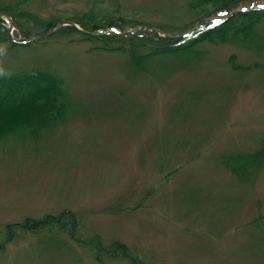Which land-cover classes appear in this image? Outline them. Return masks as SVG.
Returning <instances> with one entry per match:
<instances>
[{
    "label": "rangeland",
    "instance_id": "rangeland-1",
    "mask_svg": "<svg viewBox=\"0 0 264 264\" xmlns=\"http://www.w3.org/2000/svg\"><path fill=\"white\" fill-rule=\"evenodd\" d=\"M260 1L238 0L230 15ZM218 4L0 0L21 11L20 20L23 11L58 23L90 12L123 26L99 30L150 25L172 37L199 16L222 15L209 13ZM37 29L29 17L8 33L26 43V32H45ZM36 40L0 43V73L50 70L64 79L70 104L40 136L0 139V240L8 223L69 210L82 238L119 240L148 264H264V165L239 182L221 162L223 154L257 148L264 131V40L256 41L258 52L252 44L203 42L194 58L159 57L143 70L125 64V53L86 40ZM231 57L250 68L232 69ZM0 264L100 263L67 231L44 228L20 232L0 249ZM102 264L129 263L106 257Z\"/></svg>",
    "mask_w": 264,
    "mask_h": 264
},
{
    "label": "trees",
    "instance_id": "trees-1",
    "mask_svg": "<svg viewBox=\"0 0 264 264\" xmlns=\"http://www.w3.org/2000/svg\"><path fill=\"white\" fill-rule=\"evenodd\" d=\"M237 1L219 0V4L209 10V13H226L237 4ZM13 10L11 6H0V11L6 12L18 27L21 23L29 22V17L36 22V27L39 28L37 30L40 32L50 30L58 23V19L41 20L27 11H23L25 19L20 20L21 11ZM202 17L199 16L196 21ZM67 20L79 24L90 32L82 31L72 24H65L42 38L59 35L68 36L71 41L86 40L92 44L93 49L125 53L127 55L125 64L140 70L148 69L147 65L159 57L167 58L171 55L175 56L174 59L194 58L201 54L197 46L203 42L252 44L258 52L261 46H257L256 41L264 40L261 33V30L264 31V6L237 11L223 20L204 22L195 30L178 37L161 35L153 28L134 30L128 34L109 33L106 30L94 33L92 31L95 26L92 22L96 23L97 29L113 24L122 29L123 26L118 21H112L111 18H107L106 22L96 20L94 14L90 12L73 15ZM8 27V21L0 16V43L9 41L13 45L29 46L31 42L38 41L17 43L10 37ZM25 35L30 37L36 34L28 31ZM229 62L231 68L237 71L250 68L235 63L233 57ZM69 104L64 79L50 70L39 67L0 73V139L15 137L24 140L28 137L40 136L41 131L65 117ZM258 144V147L252 151H236L221 155V162L239 182L256 178L258 170L263 167L264 131ZM258 219L255 218L254 221ZM44 228L67 231L76 241L91 247L95 260L100 264L106 257L122 258L129 264H148L133 249H129L128 245L119 240L104 243L97 235L88 239L82 238L78 233L79 221L69 210L58 214L48 213L40 218L25 217L19 222L8 223L4 229V237L0 240V249L4 250L20 232L36 233Z\"/></svg>",
    "mask_w": 264,
    "mask_h": 264
},
{
    "label": "water",
    "instance_id": "water-1",
    "mask_svg": "<svg viewBox=\"0 0 264 264\" xmlns=\"http://www.w3.org/2000/svg\"><path fill=\"white\" fill-rule=\"evenodd\" d=\"M231 13H232V12H227L225 15H220V16L212 15L211 17H208V18L202 19V20L198 21L194 26H192V27L190 28L189 31L194 30L195 28L199 27L203 22H206L207 20H213V19H217V18H223V17H226V16L230 15ZM0 16L6 18V20L9 21L10 24L12 25V20H11V18H10L8 15H6L5 13H2V12L0 11ZM65 22H66V21H61V22H59L54 28H52V29H50V30H47V31L44 32V33H41V34H38V35H35V36H31V37L26 38V39H20V40H22V41L25 42V41H31V40H35V39L42 38V37H44V36H46V35H48V34L54 32V31H56V30H57L59 27H61L62 25H64V24H68V23H69V24H74L77 28L82 29V28L78 27L75 23H73V22H71V21H67V23H65ZM140 28H144V29H146V28H153V29H155V30H157V31H160V30H158L157 28H154V27L149 26V25H145V26H143V27H142V26H136V27H134V28L131 29V30L124 31V34H127V33L131 32L132 30H136V29H140ZM82 30H83V29H82ZM93 32H94V33H99V32H101V30L96 29V30H94ZM164 35H166V36H172V35H169V34H164Z\"/></svg>",
    "mask_w": 264,
    "mask_h": 264
},
{
    "label": "bare ground",
    "instance_id": "bare-ground-1",
    "mask_svg": "<svg viewBox=\"0 0 264 264\" xmlns=\"http://www.w3.org/2000/svg\"><path fill=\"white\" fill-rule=\"evenodd\" d=\"M259 3H261V1Z\"/></svg>",
    "mask_w": 264,
    "mask_h": 264
}]
</instances>
